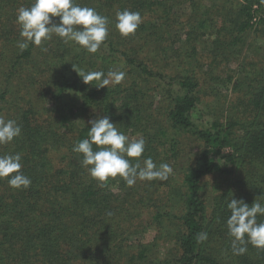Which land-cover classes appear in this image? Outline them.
<instances>
[{
	"label": "trees",
	"instance_id": "1",
	"mask_svg": "<svg viewBox=\"0 0 264 264\" xmlns=\"http://www.w3.org/2000/svg\"><path fill=\"white\" fill-rule=\"evenodd\" d=\"M54 1L42 9L62 10ZM94 2L104 20L98 28V15H87ZM113 2L122 11L160 13L163 22L125 24ZM64 5L75 10L53 19L78 16L86 31L73 43L53 36L58 51L46 55L71 58L56 79L78 89L80 104H61L63 90H50L53 76L23 79V90L0 83V103L10 99L16 113L0 151V264H264V0ZM182 6L178 17L192 20L175 24ZM38 16L42 26L46 16ZM202 37L209 45L200 49ZM39 39L31 36L16 59H36ZM97 43L108 53L90 46ZM156 87L170 89L163 110L146 102ZM232 94L227 110L237 114L223 118ZM202 104L210 119L196 123ZM97 108L101 117L83 120ZM64 109L65 119H77L67 130ZM122 133L137 136L126 151ZM186 133L201 149L184 170L175 164L177 137ZM209 176L222 180L210 204L202 194ZM146 210L156 236L133 244L130 237L146 229L132 225Z\"/></svg>",
	"mask_w": 264,
	"mask_h": 264
},
{
	"label": "rangeland",
	"instance_id": "2",
	"mask_svg": "<svg viewBox=\"0 0 264 264\" xmlns=\"http://www.w3.org/2000/svg\"><path fill=\"white\" fill-rule=\"evenodd\" d=\"M43 2L44 0H30L27 2V0H0L1 6H0V72L5 74H0V83L4 84L6 83V80L11 83L10 85L14 84H20L21 88L23 90V79L25 80L26 85L31 84L30 80L31 77H33L35 80H40L43 82L44 80H47L50 76H53V78H50L52 82H56L55 86H51L50 90H56V89H62L63 90V95L61 97V104L64 105L66 103L72 102L74 105H79L81 102L80 96H79V91L75 87H65L67 85H61L63 82L62 80L56 79L57 76H60L61 73L59 72L63 68L69 69L72 66L71 58L65 57L61 59L58 54H55L52 56L50 59V56L52 54H47V50H51L50 52L53 51H58L56 43L58 40H55L53 42L52 37L53 36H58L59 39L62 42H65L64 40H68L69 42L73 43L74 41L80 40V37L84 35L86 29H84L78 21V16L73 19L65 20L63 22L56 21L53 19V16L58 15V12H67L75 10L73 6H67L64 5V2L66 0H55V4L59 2L61 4V9L59 11H54L53 7L52 9L49 10L47 9H42L43 7ZM28 4V5H24ZM96 3H93V7L90 10H88V7L86 9L88 10V18H93L94 15H98V17L94 18V26L98 28V25L101 26V23H104L103 17L99 16L100 13V8L97 5L95 6ZM53 6V5H51ZM111 9L113 12H117L118 8L121 6L113 2L112 3ZM119 8V18H122L121 20L124 21L126 24L127 20H130L132 22H135L137 25H143L144 27L162 20V16L160 13L154 14V13H148L145 14L142 10L140 11H130L128 9L122 11V8ZM67 9V10H66ZM178 10V11H177ZM174 11L173 15H177L175 18L172 16V20H175V24H185L188 21H191L192 18H184L178 17L179 14H183L186 12L185 7H180V9H177ZM54 11V12H53ZM181 11H183L181 13ZM38 12V15L46 16L45 22L42 23V26L38 25V22L40 21L39 16L36 14ZM194 15V14H192ZM93 16V17H91ZM118 18V17H117ZM186 19V20H185ZM130 21L128 22L130 24ZM96 22V23H95ZM106 22V21H105ZM42 30V31H41ZM40 35V39L38 41H34V46H42L40 49L39 53L41 52L40 55L36 57V59H33L30 61H25L21 58V60H17L16 57L19 56L28 45L29 41L31 39V36L33 35ZM208 37V36H206ZM206 37H202L206 43H203L201 47L208 46L209 45V39ZM200 38V37H199ZM113 41V39H112ZM71 45V44H70ZM95 48V50L98 52L101 50L102 53L107 52L108 50L104 46V48H101V44L97 43L95 45H90ZM88 47V46H87ZM85 48V46H84ZM83 49V47L81 48ZM93 53L94 51L91 50ZM100 52V51H99ZM38 53V54H39ZM17 60V62H16ZM15 67V76H12L13 71ZM3 70V71H2ZM24 70V71H23ZM64 73V72H62ZM11 74V76L9 75ZM29 83V84H28ZM4 86V85H2ZM29 87V86H28ZM44 87H47L44 84L39 85V93H44ZM166 87V86H164ZM3 88V87H2ZM168 88V86H167ZM166 90L170 89H162L159 87H156L155 91L152 93L151 97L147 98L146 102H153L152 103V108L157 109L160 108L161 110L164 109L166 103H167V98H168V93H166ZM31 94L29 96L34 95V91H29ZM24 96V95H23ZM23 96L21 97L20 100V105L23 106ZM35 96V95H34ZM49 96V95H46ZM28 97V96H27ZM235 97L233 94L231 96H228L227 100H223L225 105L222 106V114L223 118L226 116L231 117L237 114L235 111L229 109L227 110V102L231 103L232 101L235 100ZM11 100L7 99V101L0 103V151L5 148L3 147V142L6 140V135L10 129H13V116L16 114L15 113V108L11 105ZM206 101L209 104L214 103V98L209 97L206 98ZM231 101V102H230ZM60 105V106H62ZM53 108V105H49ZM211 106V105H209ZM60 108V107H59ZM23 109V107H21ZM198 109L200 111V114H198L195 122L198 123L200 120L202 122H206V120H209L210 117L207 115L208 110L211 108L206 107L205 104L198 105ZM13 111V112H12ZM66 110H63L62 114V125L63 127L67 130V126L71 123L72 120L77 121V119H65L64 113ZM162 112H158L156 115H153V120L154 121H159L160 119V114ZM102 113L100 112V109H92L90 110V117L84 116V121L89 122L92 120H95L99 117H101ZM53 118H57L56 115H52ZM203 117V119H201ZM200 119V120H199ZM3 138V140H2ZM137 136H132L130 134H124L120 135V140L119 143L122 145L123 149H127L131 144L136 140ZM178 140V151H179V156H178V163L175 164V168H183L186 163H189V161L194 162L196 158V154L200 152V143L199 141L196 140V136L192 135L191 133L188 134H182L180 137H177ZM126 151V150H125ZM58 155V154H57ZM56 155V156H57ZM190 162V163H191ZM189 163V164H190ZM187 166L184 167V170ZM173 169V165H172ZM171 170V169H170ZM173 171V170H172ZM171 171V173H172ZM179 173L181 172L178 170ZM173 176L176 178L177 182L181 181L182 174H174ZM215 180L222 181L220 178H215V176H209L203 181V190L202 194L206 198L208 204L211 203L212 198L214 196V191H215ZM172 182V181H171ZM221 183V182H220ZM219 183V184H220ZM148 210H146L147 212ZM141 217L140 220L136 221L133 223V227H139L141 224L140 228H145L146 230L138 233L136 235H133L130 237L129 241L133 244H149L152 242L154 237L156 236V230L153 227H148L152 221L149 219L150 212H147Z\"/></svg>",
	"mask_w": 264,
	"mask_h": 264
}]
</instances>
